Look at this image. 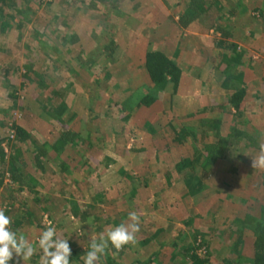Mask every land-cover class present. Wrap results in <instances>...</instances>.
Returning <instances> with one entry per match:
<instances>
[{
	"label": "rangeland",
	"instance_id": "rangeland-1",
	"mask_svg": "<svg viewBox=\"0 0 264 264\" xmlns=\"http://www.w3.org/2000/svg\"><path fill=\"white\" fill-rule=\"evenodd\" d=\"M211 1L4 7L0 139L26 178L12 183L0 165V209L13 230L35 242L50 220L83 263L91 237L136 211L137 242L109 246L101 264H252L264 223V170L251 167L264 144V0ZM149 50L171 58L180 78L154 83L153 101L138 105ZM12 124L28 137L17 139ZM61 128L92 144L81 140L70 156L43 147ZM9 264L24 261L14 254Z\"/></svg>",
	"mask_w": 264,
	"mask_h": 264
},
{
	"label": "clouds",
	"instance_id": "clouds-1",
	"mask_svg": "<svg viewBox=\"0 0 264 264\" xmlns=\"http://www.w3.org/2000/svg\"><path fill=\"white\" fill-rule=\"evenodd\" d=\"M251 167L264 170V144L259 146V151L251 158ZM12 224V217L0 209V264H9L14 254L24 264H28L38 250L42 253L39 264H70L72 249L68 240L58 235L52 221H47L45 230L35 242H31L23 234H18L12 229ZM139 231L140 215L136 211H130L127 221L110 227L98 237H91L90 243L85 245L86 254L81 257L83 264H101L109 246L118 252L127 245H134ZM83 234L81 232L80 235Z\"/></svg>",
	"mask_w": 264,
	"mask_h": 264
},
{
	"label": "trees",
	"instance_id": "trees-1",
	"mask_svg": "<svg viewBox=\"0 0 264 264\" xmlns=\"http://www.w3.org/2000/svg\"><path fill=\"white\" fill-rule=\"evenodd\" d=\"M214 1L213 4L216 3L217 0H212ZM211 1V2H212ZM9 3V5H7ZM219 3V2H218ZM16 3L15 0H0V16L4 15V7L6 6H12L15 7ZM213 6V5H212ZM215 8H217V5H214ZM199 8L200 12L205 11L208 9L209 4L206 5L204 2L199 4L197 6ZM8 21L4 18H1L0 20V30L2 32H5L7 29ZM109 44H113L112 38L109 39ZM104 63V62H103ZM101 68V67H100ZM141 74L149 80V83L145 84L147 87L146 88H140L144 93H138L136 97V102L138 105H148L151 103L152 100V94H147L149 88L155 84L159 85V87H165V85H171L172 87L176 86L179 82L180 78V69L179 67L173 62V60L169 57H167L164 53H162L160 50H149L147 51L144 59V63L141 69ZM89 90L91 91L90 87L87 86ZM95 88V87H93ZM234 98V97H233ZM237 99V98H236ZM234 100V107H238V100ZM13 129H15V136L17 139L23 140L24 138L28 137L29 133L27 132V129L22 127L21 125H15L12 124ZM83 141L84 144L91 145L92 141L89 136L87 138L81 136L78 133H75L74 131H67L65 129H60V134L59 137L54 141V143H46L45 146L43 147H48L50 146L55 152H61L62 150L64 151L67 149V151H71L68 156L75 154L73 153L74 149H78V146H80V141ZM86 146V149H87ZM45 148H42L43 152H45ZM45 149V150H44ZM62 151V152H63ZM42 152V151H41ZM39 152V153H41ZM5 152L1 146V139H0V165L1 168L4 170V166L6 165L5 172L4 173H9L11 176L12 183L16 184H23L26 181V178L24 175H22L19 172L20 166L22 167L23 164L18 160L14 159V156H10L8 159L5 160ZM86 163V160L84 159ZM19 162V163H18ZM76 164H79L77 162ZM179 168H184L187 166V163L183 164L180 162L178 165ZM66 170L68 173L71 171L73 172V168H68V166H65ZM85 167H88L86 165ZM85 173L91 174V171L89 169H85ZM84 178L86 177L85 174L80 175L78 174V177ZM24 180V181H23ZM92 188L95 189L93 186ZM91 189V188H89ZM88 207L89 205L86 204ZM194 258H196L194 256ZM70 260H74L76 264H83L79 261L78 255L74 252H72ZM191 264H204V260L202 259H195L192 261ZM252 264H264V223L261 224L255 232V237L253 241V260Z\"/></svg>",
	"mask_w": 264,
	"mask_h": 264
}]
</instances>
